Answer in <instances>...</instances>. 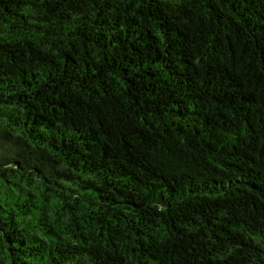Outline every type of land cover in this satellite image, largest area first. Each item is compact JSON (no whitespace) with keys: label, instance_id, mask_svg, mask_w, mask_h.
Returning <instances> with one entry per match:
<instances>
[{"label":"trees","instance_id":"trees-1","mask_svg":"<svg viewBox=\"0 0 264 264\" xmlns=\"http://www.w3.org/2000/svg\"><path fill=\"white\" fill-rule=\"evenodd\" d=\"M0 264H264V0H0Z\"/></svg>","mask_w":264,"mask_h":264}]
</instances>
